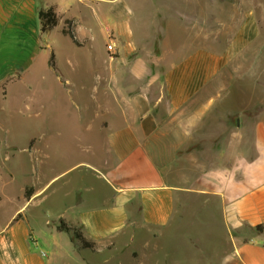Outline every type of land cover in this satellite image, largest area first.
<instances>
[{
  "label": "crops",
  "instance_id": "crops-1",
  "mask_svg": "<svg viewBox=\"0 0 264 264\" xmlns=\"http://www.w3.org/2000/svg\"><path fill=\"white\" fill-rule=\"evenodd\" d=\"M42 5H56L61 18L43 37L39 0H0V86L22 80L55 44L53 33L72 31L81 44L72 49L89 50L91 67L80 73L98 81L93 110L105 141L102 153L91 148L92 157L32 185L29 198L25 189L0 228V264H264L263 90L240 87L264 64V0ZM62 220L81 227L96 251L60 232ZM214 222L231 248L217 243L207 253L191 225ZM253 230L260 236H246ZM180 233L189 249L162 247Z\"/></svg>",
  "mask_w": 264,
  "mask_h": 264
},
{
  "label": "rangeland",
  "instance_id": "rangeland-1",
  "mask_svg": "<svg viewBox=\"0 0 264 264\" xmlns=\"http://www.w3.org/2000/svg\"><path fill=\"white\" fill-rule=\"evenodd\" d=\"M52 38L55 44L52 48L45 44L44 55L39 57L22 80L0 86V228L10 220L20 202L24 203V199L19 201L18 198L26 188L41 182L45 184L52 173L59 174L83 157H92L95 153L89 152L91 148L96 154L102 153L105 136L100 131L99 120H95L93 110L98 96V81L94 72L80 73V68L91 67L87 64L89 59H86L89 58V50L72 49V38L59 32L53 33ZM96 43L98 48L104 46L105 49L104 35H98ZM54 52L60 60V70L57 63L56 68L51 64ZM68 57L78 59L83 65L72 68L68 64ZM55 76L61 77L62 81ZM68 79L70 86L66 85ZM69 87L71 93L66 92ZM240 87L262 89L264 108V64L257 69L253 67ZM37 88L38 91L49 88L56 92L54 95L46 92L37 95ZM91 125L94 127L91 128ZM34 139L57 140V144L52 149L46 145L32 148ZM38 147L40 150H36ZM61 177L56 185L62 186L67 179ZM73 179L76 185L77 180ZM191 227L193 230L189 236H202L204 241L199 248L207 253L217 243L231 248L228 240L218 238L228 236L223 225L214 222L208 225L192 224ZM206 236L215 237L207 240ZM246 236L260 235L253 230L247 231ZM187 239L184 233L167 236L162 247L189 249ZM204 259L206 263L207 258Z\"/></svg>",
  "mask_w": 264,
  "mask_h": 264
},
{
  "label": "trees",
  "instance_id": "trees-1",
  "mask_svg": "<svg viewBox=\"0 0 264 264\" xmlns=\"http://www.w3.org/2000/svg\"><path fill=\"white\" fill-rule=\"evenodd\" d=\"M40 1V8H39V18L41 22V35L46 36L50 32H52L54 29H56L60 24V15L58 14L57 6L56 5H47L43 6L42 2ZM65 35H68L72 38L75 44L81 45L78 41L76 35L70 31L65 29L63 31ZM51 64L54 68H56V56L54 53H52V60ZM31 191L28 189L26 192V197H30ZM263 229L262 226H258V230ZM58 230L60 232H66L73 236L74 239H76L80 243V247L82 249H91L92 251H96L97 245L94 242H91L88 240L85 235L83 234L82 228L79 226L71 225L67 223L65 220H62L58 226Z\"/></svg>",
  "mask_w": 264,
  "mask_h": 264
},
{
  "label": "built area",
  "instance_id": "built-area-1",
  "mask_svg": "<svg viewBox=\"0 0 264 264\" xmlns=\"http://www.w3.org/2000/svg\"><path fill=\"white\" fill-rule=\"evenodd\" d=\"M116 44L114 41H111L110 43H108L107 48L109 50V52H113L115 50Z\"/></svg>",
  "mask_w": 264,
  "mask_h": 264
}]
</instances>
